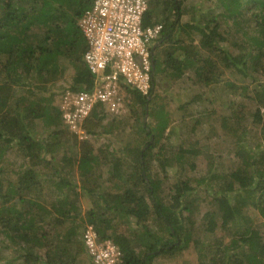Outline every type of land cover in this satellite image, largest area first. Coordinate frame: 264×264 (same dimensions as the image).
Returning a JSON list of instances; mask_svg holds the SVG:
<instances>
[{
    "label": "trees",
    "instance_id": "trees-1",
    "mask_svg": "<svg viewBox=\"0 0 264 264\" xmlns=\"http://www.w3.org/2000/svg\"><path fill=\"white\" fill-rule=\"evenodd\" d=\"M91 7L92 0H0V264H93L80 262L89 224L121 250L120 264H154L189 250L199 264H264V0H213L191 14L184 0H154L143 26L160 23L163 31L152 50L149 95L130 91L134 107L129 102L127 109L136 121L127 128L95 109L85 124L92 139L81 142L64 124L56 98L68 89L62 86L68 69L69 88H93L79 27ZM161 75L172 86L191 82L178 86L185 96L179 110L190 109L194 118L192 134L206 118L216 119L220 92L230 166L214 160L207 176L186 174L196 172L197 160L212 159L211 146L166 143L173 120L159 104ZM37 122L46 136L37 133ZM114 129L120 147L111 140ZM10 150L24 162L15 180L2 166ZM147 201L155 231L146 222ZM203 203L209 211L200 237ZM124 221L129 233L121 230Z\"/></svg>",
    "mask_w": 264,
    "mask_h": 264
},
{
    "label": "built area",
    "instance_id": "built-area-1",
    "mask_svg": "<svg viewBox=\"0 0 264 264\" xmlns=\"http://www.w3.org/2000/svg\"><path fill=\"white\" fill-rule=\"evenodd\" d=\"M153 1L92 0V7L79 20L87 42L84 63L93 75V88H68L59 98L64 124L79 141L92 139L85 124L95 109H105L110 116L120 117L127 110L130 91L149 95L153 45L163 31L160 23L143 26L144 15ZM82 240L93 264L122 262L121 250L111 240L101 241L94 225L85 227Z\"/></svg>",
    "mask_w": 264,
    "mask_h": 264
},
{
    "label": "rangeland",
    "instance_id": "rangeland-1",
    "mask_svg": "<svg viewBox=\"0 0 264 264\" xmlns=\"http://www.w3.org/2000/svg\"><path fill=\"white\" fill-rule=\"evenodd\" d=\"M184 1L186 3V9L185 10L189 14H191L194 11V8L196 6L199 5L203 8H205V10H206V9H208V6H210L211 3L213 2V0H184ZM233 45H234L233 49H236L238 46V40H234ZM158 69H159V65H157V70L155 72L156 75H158ZM72 77H73V72L71 69H68L62 86H65L66 89L69 88L71 81H72ZM179 84L185 86L186 88L190 87L192 85L191 82H189L188 80L182 81ZM179 84L175 83L172 86L169 78H165V76H162V75L158 76L157 94L159 96V104H162L163 107L166 108V110H168L171 113L172 120H173V125L171 127L170 140L166 143H168V144L171 143V145L173 147H176L183 142L188 143L189 141L193 142L196 140H200L202 142H208L210 144V146H211L210 155H211L212 159H209V160L208 159H199V160H197L196 172L191 173V171L188 170L186 173L187 175L207 176L208 171L210 169V164L213 163L214 160H217V162H219L220 159H223L225 161V163L228 166H230L232 164V154L229 152V148H231L232 142L230 140V137H226L224 135V133L220 127L219 116H221V114L225 113V111H226L225 107H223L221 105L222 99H220V92L216 91L214 94V98L217 99V102H218L217 108H216L217 110L215 111L216 119H214V117L206 118L204 121L205 122L204 125L201 128H198L196 134H192V133L188 132V131H190V128L194 122V118L191 117L192 114L190 115V109L187 111H180L179 110L182 106L185 105V96L180 93L181 90L178 86ZM207 95L209 97L210 94H208V92H207L205 96H207ZM60 96H58L56 98V101L59 99ZM224 97L227 98V94H225ZM226 98H224L223 102L226 101ZM132 100H133V98H131V102L129 103V104H131L130 108L134 107V106H132V104H133ZM205 106H206L205 102H201V103L197 104V107L199 108V110L204 109ZM208 107L210 108L209 105H208ZM129 109L126 110V111H128L126 113V115L123 114V115H125L124 117L119 118V120H121L122 123H124V125L127 128H130V126L132 127V125L136 121L134 119V116L131 113V109L130 110ZM123 115H121V116H123ZM109 117L110 116L108 115V118ZM147 120L151 121V123L154 124L153 119H150L148 117H147V119L144 118L145 122H147ZM37 124H38L37 133L41 137H42V135L46 136L48 134V132L46 133V131L44 130L45 128H43V124L40 122H37ZM117 124H119L118 121H117ZM114 132H115L114 138H112V137H108V138H112L111 140L113 141V143L116 146L120 147V145L117 142L119 140L121 133H120L119 129H114ZM129 132H130V130H129ZM126 136L128 137L130 135H126ZM127 137H125L124 140H126ZM105 142H106V138L105 137L101 138L100 145L104 144ZM3 160L4 161L2 163V166L5 170L4 171L5 176L11 180H15L18 173L20 172V170L22 168V165L24 164L22 157L15 150H10L9 152L6 153ZM170 166H171V167H169V169L171 170L170 172L174 173L177 169L176 164H173V165L171 164ZM107 169L108 168H105V167H103L101 169V172L104 173L106 179L108 178L107 174H106ZM82 204H83V212L82 213L85 214V213H87V211L89 209L90 202L88 200H84L82 202ZM208 209H209L208 205L203 203L201 210H199V213H197L198 214V219H197L198 229H196V235L197 236L204 237V235H205L203 233L204 231H203L202 227H199V226L201 225V221L204 218L205 214L209 211ZM146 218H147L146 219L147 225L153 231H155L156 227H155V223H153V209H152L151 203L149 201H147V216H146ZM119 225L121 227V230L124 233H129V230H128L129 223L124 221L123 223H121ZM5 254H7V252H5ZM89 259H90V257L88 256V254H86V255H83L81 257L80 262H82V263L86 262L87 263ZM154 264H199L198 253L195 250H189V251H186L183 255H178L174 258L156 259Z\"/></svg>",
    "mask_w": 264,
    "mask_h": 264
},
{
    "label": "crops",
    "instance_id": "crops-1",
    "mask_svg": "<svg viewBox=\"0 0 264 264\" xmlns=\"http://www.w3.org/2000/svg\"><path fill=\"white\" fill-rule=\"evenodd\" d=\"M159 43H155L154 45H153V49L154 48H156V46L158 45ZM60 98V97H59ZM59 102V99L56 101V103H58ZM128 111H125V115H126V113H127ZM125 115H123V116H121V117H118V119L117 120H119V118H122V117H124ZM109 116H110V114H109ZM111 118H113L112 116H110L108 119H107V122L108 121H111L112 119ZM90 263L92 262V260H91V258H90V260H88Z\"/></svg>",
    "mask_w": 264,
    "mask_h": 264
},
{
    "label": "water",
    "instance_id": "water-1",
    "mask_svg": "<svg viewBox=\"0 0 264 264\" xmlns=\"http://www.w3.org/2000/svg\"><path fill=\"white\" fill-rule=\"evenodd\" d=\"M158 45H159V44H158ZM158 45H157V46H158ZM157 46H156V47H157ZM146 119H147V116H146Z\"/></svg>",
    "mask_w": 264,
    "mask_h": 264
}]
</instances>
